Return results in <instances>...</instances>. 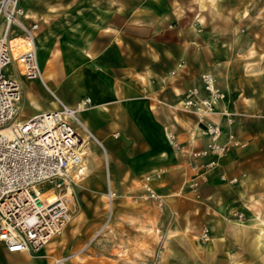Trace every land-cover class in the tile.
I'll list each match as a JSON object with an SVG mask.
<instances>
[{"label":"crops","instance_id":"1","mask_svg":"<svg viewBox=\"0 0 264 264\" xmlns=\"http://www.w3.org/2000/svg\"><path fill=\"white\" fill-rule=\"evenodd\" d=\"M253 2L19 0L23 14L18 20L37 24L41 79H26L14 62L6 67L21 85L16 120L56 108L57 99L74 107L89 97L80 118L100 144L87 141V174L97 180L103 168L122 207L121 196L135 197L117 215L136 228L147 215L139 205L151 189L162 199L171 240L201 254L198 232L207 226L208 245L225 247L227 229L238 224L230 219L235 212L251 217L264 209V12L252 13ZM0 17L1 36L6 22ZM21 35L20 27L8 26V38ZM204 71L214 73L224 92L205 119L220 126L217 141L229 147L208 169L204 164L215 155L192 153L211 139L201 132L204 123L180 101L189 86L206 95L200 78ZM230 135L245 143H226ZM90 145L96 149L92 162ZM71 197L75 211L72 191ZM67 226L38 252H7L0 242V264L13 259L52 264L63 256L52 255L51 245L64 241Z\"/></svg>","mask_w":264,"mask_h":264},{"label":"built area","instance_id":"2","mask_svg":"<svg viewBox=\"0 0 264 264\" xmlns=\"http://www.w3.org/2000/svg\"><path fill=\"white\" fill-rule=\"evenodd\" d=\"M18 2L0 0V16L6 22L5 32L0 36V242L7 252H38L54 237L60 236L70 222L72 205L67 188L74 184L75 173L83 175L80 169L88 139L100 142L80 118V113L90 105L89 97L80 99L74 107L57 99L56 108L23 121L16 120L21 85L6 73V67L14 62L26 79H41L34 41L37 24L26 26L18 20L17 16L23 14ZM11 24L21 28V36L8 38ZM200 78L206 95L201 96L197 87L189 86L180 101L185 111L196 114L198 121L204 123L201 132L211 139L206 147L192 153L193 157L215 155L204 164L208 169L217 164V158L229 147L217 141L220 126L205 119L213 113L224 92L217 85L213 72L204 71ZM6 127L11 129L10 136L2 132ZM43 184L50 187L40 191L38 186ZM191 186L196 188L198 183L193 181ZM149 192L150 197L162 204L157 194L151 189ZM49 193L55 194L52 200L47 198ZM106 198L109 219L116 192L111 189L108 178ZM202 238H208L207 228ZM63 261L64 258H58L53 264Z\"/></svg>","mask_w":264,"mask_h":264},{"label":"rangeland","instance_id":"3","mask_svg":"<svg viewBox=\"0 0 264 264\" xmlns=\"http://www.w3.org/2000/svg\"><path fill=\"white\" fill-rule=\"evenodd\" d=\"M250 7L252 13L264 12V0H254ZM237 33L240 40L243 32L239 30ZM226 143L245 142L230 135ZM90 148L96 151L94 145H90ZM102 161L104 167L105 160L102 158ZM104 172L102 168L97 180L89 172L85 178L73 184L72 194L77 199L75 211H71V220L63 234L64 241L51 245L52 255L63 256L61 264H264V229L259 231L257 225L260 221L264 222V209L255 211L251 217L235 212L230 219L236 220L238 224L227 229L228 235L223 237L225 247L218 244L209 246L208 242L212 238L207 226H204L201 233L198 232L202 244L201 254H194L189 249L185 250L187 245L183 241L169 238L162 204H157L158 201L152 197H144L142 203L138 201L140 209L147 215H142L143 219L137 223L136 228L117 215V211L131 207L134 196H121L126 204L123 207L118 198L114 200L110 221L105 225L108 204L104 195ZM234 179L237 180L236 177ZM49 187L43 184L38 189L43 191ZM82 210L84 213L81 214ZM205 228L208 234L206 240L202 238ZM204 250L210 251V255L205 256ZM25 262L23 259H13L10 264Z\"/></svg>","mask_w":264,"mask_h":264},{"label":"bare ground","instance_id":"4","mask_svg":"<svg viewBox=\"0 0 264 264\" xmlns=\"http://www.w3.org/2000/svg\"><path fill=\"white\" fill-rule=\"evenodd\" d=\"M0 18H2V17H0ZM3 19V18H2ZM48 89V88H47ZM52 93V92H51ZM30 104H32V103H30ZM76 105V104H75ZM85 121V120H84ZM2 132H4V133H6L8 136H10L11 135V129H10V127H6V128H4L3 130H2ZM100 144V143H99ZM90 149V148H89ZM88 149V150H89ZM105 153V152H104ZM89 155H91V156H93V155H95V153H94V151L93 150H90L89 151V153H88V156ZM106 156H107V154H105ZM86 157H87V155H86ZM85 156L83 157V161H84V163H86V162H88V160H87V158H86ZM110 157V156H109ZM87 160V161H86ZM90 161L92 162V161H94V160H92V158H90ZM84 168V169H83ZM89 168H90V166L89 165H83V167H81V169H80V172L82 173H84L83 174V176H80V175H78V173H75L74 175H73V179H75V181L76 182H78V181H81L83 178H84V176L85 175H87V172H88V170H89ZM71 186H69L68 188H67V192H66V194H67V196L70 198V201H71V203H73V199H72V197H71ZM106 194V193H105ZM55 197V194H53V193H49L48 194V196H47V198L49 199V200H52L53 198ZM108 216H109V213H108ZM108 216H107V219H106V222L104 223L105 225H107V223H108V221H109V219H110V217H109V219H108ZM111 216V215H110ZM258 230L259 231H262L263 229H264V222L263 221H260L258 224ZM104 227V226H103ZM262 237V236H261Z\"/></svg>","mask_w":264,"mask_h":264}]
</instances>
